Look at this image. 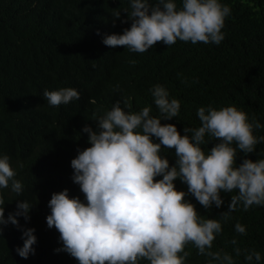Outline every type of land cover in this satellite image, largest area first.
<instances>
[{
  "label": "trees",
  "instance_id": "trees-1",
  "mask_svg": "<svg viewBox=\"0 0 264 264\" xmlns=\"http://www.w3.org/2000/svg\"><path fill=\"white\" fill-rule=\"evenodd\" d=\"M174 2L178 8L182 6V0ZM220 2L230 6L231 14L225 19V38L219 45L177 40L167 47L158 42L141 54L102 42L106 35L123 34L130 28V20L121 23L127 13L121 11L115 23L112 15L114 9L130 8V0H0V155L11 158L16 179L23 184L19 196L10 187L0 189L5 219L22 200L34 205L30 220L17 218L20 228L11 223L3 227L0 264H79L66 252L55 251L63 245L59 232L47 226L48 202L53 193L64 189L70 198L84 200L71 179V160L77 149L90 146L83 127L96 130L94 114L103 115L117 100L130 98L131 110L150 106V114L159 116L149 89L163 85L181 107L177 118L161 124H174L181 135L184 127L200 126L197 109L209 104L217 109L235 105L247 113L249 122L255 117L264 125V0ZM63 87L76 89L79 100L50 106L43 91ZM254 135L264 136V128L255 129ZM205 139L208 143L201 147L207 154L218 141ZM237 151L239 166L245 157ZM161 155L170 166L175 164L174 149L162 146ZM247 158L254 162L264 158V142ZM174 184L178 191L187 192V185L179 179ZM234 194L222 191L224 204L211 209L203 208L191 194L185 199L205 218L220 219ZM237 222L246 227V235L236 233ZM27 228L35 229L37 243L33 245L35 254L24 259L16 248L23 246L22 232ZM233 238L237 245L230 243ZM237 246L242 249L239 257L233 252ZM217 249L233 254L235 264H248L243 250L254 249L261 254L259 264H264V206L233 212L214 240L212 250ZM185 251L191 253L186 264H207L191 244Z\"/></svg>",
  "mask_w": 264,
  "mask_h": 264
},
{
  "label": "clouds",
  "instance_id": "clouds-1",
  "mask_svg": "<svg viewBox=\"0 0 264 264\" xmlns=\"http://www.w3.org/2000/svg\"><path fill=\"white\" fill-rule=\"evenodd\" d=\"M121 11L128 14L121 23L130 20V28L123 34L106 35L102 42L110 48L124 47L141 54L158 42L167 47L177 40L219 45L225 38V19L231 14L230 6L220 0H182L179 8L174 0H156L154 4L130 0V8L113 10V23L121 18ZM149 91L159 116L150 114V106L133 111L130 98H123L103 115L94 114L96 130L83 127L90 146L77 149L71 160V179L84 200L70 198L64 189L53 193L48 202L51 211L47 226L59 232L63 245L55 251L66 252L79 264H186L191 253L185 248L191 244L207 264H235L233 254L224 249L213 251V243L233 212L241 207L247 212L253 206H264V158L255 162L247 158L258 143L264 142V136L254 135V130L264 125L255 117L249 122L247 113L235 105L217 109L209 104L197 109L200 126L184 127L185 134L181 135L174 124H161L179 116L180 101L170 98L161 84ZM43 98L58 107L79 100L80 93L71 87L45 89ZM206 136L218 141L207 154L201 147L208 143ZM152 137L159 142H153ZM162 146L175 150L174 165L161 155ZM237 149L245 157L239 166ZM10 160L6 154L0 155V189L10 187L19 196L23 184L16 179ZM177 179L187 185V192L176 189ZM222 191L236 194L231 195L228 210L219 214L220 219L205 218L185 199L191 194L205 209L213 205L220 208L224 204ZM4 205L0 193V237L9 223L21 227L18 217L30 220L34 207L22 200L5 219ZM235 231L247 234L239 222ZM34 232L33 228L24 229L23 246L16 248L24 259L35 254ZM230 243L237 245L238 241L233 238ZM233 252L239 257L242 249L237 246ZM243 253L248 264L261 261V254L254 249H244Z\"/></svg>",
  "mask_w": 264,
  "mask_h": 264
}]
</instances>
